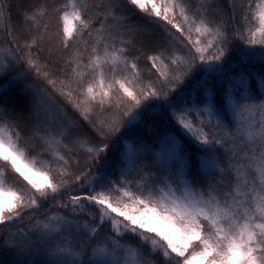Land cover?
I'll use <instances>...</instances> for the list:
<instances>
[{
	"label": "snow or ice",
	"instance_id": "6c2138e0",
	"mask_svg": "<svg viewBox=\"0 0 264 264\" xmlns=\"http://www.w3.org/2000/svg\"><path fill=\"white\" fill-rule=\"evenodd\" d=\"M5 255L264 264V0H0Z\"/></svg>",
	"mask_w": 264,
	"mask_h": 264
},
{
	"label": "trees",
	"instance_id": "16d2710c",
	"mask_svg": "<svg viewBox=\"0 0 264 264\" xmlns=\"http://www.w3.org/2000/svg\"><path fill=\"white\" fill-rule=\"evenodd\" d=\"M13 2L15 3L16 0H13ZM16 18H17V14H16V10L14 9L13 11V22L15 23L16 21ZM146 63V61L144 60H141L140 61V64H141V67L144 66V64ZM150 67V65H149ZM18 91V90H17ZM69 111H71V109H69ZM43 211V209H42ZM13 259V257L9 256V255H5L3 257H0V264H10V261Z\"/></svg>",
	"mask_w": 264,
	"mask_h": 264
}]
</instances>
